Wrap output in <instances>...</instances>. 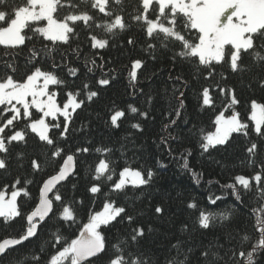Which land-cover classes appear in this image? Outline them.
Instances as JSON below:
<instances>
[{
    "label": "snow or ice",
    "instance_id": "1",
    "mask_svg": "<svg viewBox=\"0 0 264 264\" xmlns=\"http://www.w3.org/2000/svg\"><path fill=\"white\" fill-rule=\"evenodd\" d=\"M64 9L68 11H63ZM93 10L107 19L97 22ZM130 19L144 33V51L149 52L152 59H156L155 53L159 49L170 52L169 59L173 62L179 58L193 66V78L201 75L203 69H208L204 77L207 79L213 75L216 65L227 64L233 74L240 75L251 73L255 68L259 70L255 76L256 82L264 88V75L260 74L264 72V0H138V6L134 8ZM80 22L85 30L95 25L108 34H116L117 31H124L132 26L126 22L123 0H20L19 3L17 0H11V3L10 0H0V46L5 49L3 54H0V69L3 70L0 72V116L10 114L0 120V170H8L12 146L14 143L26 144V137L30 133L52 149L50 153L45 151V155L50 156L58 167L54 175L43 180L42 186L39 187V203L30 212H25L24 209L32 199L27 185L34 183L33 180L25 179L22 182L17 177L11 185H5V188H11L10 195L6 191H0V218L3 225L10 227L16 218L26 221L20 225L16 235L0 239V258L7 256L9 252L19 251L26 242L38 238V221H45L49 213L57 215V219L67 223L69 228L78 222L75 209L71 204L65 203L59 191L54 192L58 184L75 175L76 155H64V148L50 133L53 129H62L59 131V139L66 140L73 113L81 109L86 102L93 101L99 90H91L90 84L84 82L82 88L76 92L68 91L67 98L61 105L57 102L58 92L50 90V86L68 87V82L57 74V69L62 64L56 62L54 53L59 51L58 45H70L72 38L78 35L76 28ZM44 41L51 43L45 44ZM89 41L92 49H104L109 43L108 39L97 38L91 33ZM37 42L39 47L36 46ZM127 43L135 46L136 41L129 38ZM24 49L27 51L24 52ZM71 50L79 53V45ZM22 52L25 56L23 72L17 62ZM246 56L251 63H244ZM64 60L65 54L61 52V62ZM45 61H50L48 70L43 68ZM88 64L96 65V61L86 59L85 66ZM143 65L141 58L132 60L129 72L131 86H135L138 79L137 70ZM63 66L67 67L69 75L77 76L78 68L68 67L66 64ZM98 67L103 69L104 65ZM87 71L91 73L93 68L87 67ZM17 74L19 79L16 78ZM221 75L224 78L223 74ZM107 76V73H103L96 83L101 87L110 85V79L104 78ZM175 81L184 85L188 83L181 76H176ZM175 91H179V88L174 84ZM220 92L229 96L225 107L233 110L230 115H225L224 111L215 115L214 131L200 130L199 147L203 153L218 145H226L233 134H241L250 140L251 134L254 133L259 140H264V103L251 100L247 117L253 125L250 130L249 123L235 110L240 101L233 89L220 88ZM201 95L202 106H210L212 98L207 87L203 88ZM183 96L181 91L180 96L176 97L179 107L174 111L177 117L182 114L180 109L184 106L181 98ZM127 107L131 114L144 118L148 116V112L140 111L131 104ZM36 113L39 114L38 118ZM59 117H63V121L56 123ZM125 117V110L115 105L109 109L108 122L111 127L119 128L122 118ZM18 123L23 126L17 128ZM176 123V120H172L163 126L167 135L161 136V143L166 147L167 141L172 139L167 130ZM131 128L140 130L141 125L132 123ZM259 150L258 141L251 140L246 147L247 163L250 168L255 166L251 176L237 174L231 177V183L221 185V188L229 189V195L240 204H243L244 196L255 188V196L259 199L258 208L253 209L254 228L260 235L253 241L247 232L236 229V236L229 232L228 242L231 244L235 240L236 244L223 255V245H219L218 241L203 246L200 252L202 264H254L256 254L264 252V162L257 164L254 159ZM89 151L87 147L76 148V153ZM96 152L111 153L112 149L97 148ZM15 155L19 160L25 153L16 152ZM187 155H191V150H188ZM187 155L182 157L184 162L180 166L192 172ZM112 164L114 161L101 158L94 168L92 180L95 182L87 189L96 196L102 193L103 185H109V191L103 193L105 199L102 209L89 210L87 222L82 223L75 238L69 239L62 232L52 233L48 248L54 251L50 252L43 244L40 245L39 253L29 249L28 264H156L152 257L141 250V242L145 237L142 226L132 228L126 236L118 238L115 242H111L104 231L118 218H126L130 225L136 219L127 213L125 206L117 205L110 194L124 193L129 185L134 189L148 185L154 173L150 168L136 169L126 165L119 170L118 179L114 181L116 169ZM31 168L35 172L42 171L37 158L31 160ZM200 177L202 173L192 172L196 183H199ZM18 185L20 187H17ZM50 193H53L52 198ZM20 197L27 199H21L18 203ZM222 199V196L213 198L209 195V203L212 205ZM54 201L60 202L62 207L58 214L55 213ZM72 203L82 204L83 201L73 200ZM187 207L198 210L196 224L200 229L207 230L218 220L222 222L221 227L231 223L236 205L229 206L219 213L198 209L197 203L194 202H189ZM163 211L159 205L154 209L156 214H162ZM188 230L187 224L181 226V232ZM148 231H151V228ZM245 245L250 250H246ZM172 250H175V255L166 257L165 264H190V253L193 249L185 248L184 241L177 239L171 245L170 252Z\"/></svg>",
    "mask_w": 264,
    "mask_h": 264
},
{
    "label": "trees",
    "instance_id": "2",
    "mask_svg": "<svg viewBox=\"0 0 264 264\" xmlns=\"http://www.w3.org/2000/svg\"><path fill=\"white\" fill-rule=\"evenodd\" d=\"M17 2L19 3L20 0ZM137 6L138 0H123L126 22L132 25L129 29L117 31L116 34H108L102 28H96L95 25L85 30L80 22L76 28L78 35L72 38L70 45H58L59 51L55 52L54 56L56 62L61 63L62 66L57 69V74L68 82V87L50 86V90L58 92L57 102L63 103L67 98L66 93L76 92L82 88L84 82L90 84L91 90H99L98 96L93 101L86 102L81 109L73 113L66 140L59 139V131L62 129H53L50 133L64 148V155L71 153L76 155L75 175L57 185L54 192L59 191L62 194L65 203L71 204L79 219L77 224L69 228L67 223L57 219V215L49 213L45 221H38V238L26 242L19 251L9 252L7 256L0 258V264H28L30 255L28 250L39 253L41 244L48 248L52 240L51 234L54 232H62L69 239L79 234V227L83 222H87L89 210H101L105 199L103 193L109 191V185H103L102 193L96 196L87 190L95 182L92 176L95 165L101 158L110 162L114 161L112 164L116 169V174L113 175L114 181L118 179L119 170L126 165L136 169L150 168L153 171L154 176L148 185L135 189L129 185L124 193L110 194L117 205L125 206L127 213L135 216L136 219L130 225L126 218H118L104 231L109 240L115 242L118 238L126 236L132 228L142 226L145 230V237L141 242V250L147 256L152 257L156 264H165L166 257L175 255V250L170 252V248L177 239L185 242V248L193 249L190 253V264H202L200 252L203 246L218 241L219 245H223L221 250V255H223L236 244L235 240L231 244L228 242L229 232L236 236L235 230L239 229L252 236L253 241L260 235L254 228L253 209L258 208L259 199L255 196V188L253 192L244 196V202L240 204L229 195L230 190L222 189L221 185L231 183V177L237 174L251 176L255 166L250 168L247 163L246 147L251 140L258 141L260 150L254 159L259 164L264 162V140H259L254 133L251 134L250 140L241 134H233L229 143L209 149L207 153H203L199 147L200 130L203 129L205 132L213 130L215 115L220 111H224L225 115H230L233 110L225 107L229 96L222 95L220 88L233 89L240 101L235 106V110L242 114L251 130L252 122L247 119L250 113V102L256 100L258 103H264V88H261L255 79L259 70L254 68L251 73L233 74L227 64H224L216 65L213 75L207 79L204 77L208 69H203L201 75L193 78V66L179 58L173 62L169 59L170 52L159 49L155 53L156 59H152L149 52L144 51L146 39L144 33L130 19V15L134 14V8ZM63 11H68V9ZM93 14L96 15L97 22L107 19L95 10ZM90 33L96 35L97 38L108 39V46L104 49H92L89 41ZM129 38L136 41L135 46L127 43ZM43 43L50 44L51 42L44 41ZM77 45H79V53L71 50ZM36 46H40L39 42ZM4 51L3 46H0V54ZM26 51L27 49H24V52ZM61 52L65 54L63 62H61ZM137 58L143 59L144 65L137 70L138 79L133 87L130 85L129 72L132 60ZM5 59L8 58L5 57ZM86 59L96 61V65L88 64L87 66L93 68L91 73L85 66ZM24 61L25 56L22 52L17 58L21 72L24 71ZM244 63H251L247 56ZM64 64L78 68L77 76L69 75ZM101 64L104 65L103 69L98 67ZM43 68L50 69V61H45ZM2 71L0 69V72ZM103 73L108 74L104 78L110 79V85L101 87L96 81L102 78ZM260 74L264 75V72ZM176 76H181L184 81L188 82L187 85L176 82ZM16 78H20L19 74ZM174 84L179 91L174 92ZM205 87L209 89L212 98L210 106H202L201 93ZM181 91L184 93L181 97L184 106L180 109L182 114L177 117L174 109L179 107L176 97L180 96ZM129 104L140 111L148 112L147 118L131 114L127 107ZM114 105L126 112V117L122 118L119 128L111 127L108 122L109 109ZM33 112L35 113V110ZM35 115L38 118L39 114ZM6 116H0V120H4ZM172 120H176L177 123L172 124L167 130L171 133L172 139L167 141L168 147H166L161 143V136L167 135L163 131V126ZM62 121L63 117H59L56 123ZM132 123H140V130L131 128ZM22 126L20 123L17 124V128ZM26 139V144L14 143L12 146L9 153L8 170H0V191H11V188H5V185H11L17 177L22 182L25 179L33 180L34 183L27 185L32 199L24 209L25 212H30L38 202L39 187L43 180L55 174L58 167L50 156L45 155V151L50 153L52 150L49 146L43 145L38 137L31 133ZM78 147H87L90 151L76 153ZM103 147L112 149V152H96L97 148ZM188 150H191V155H187ZM16 152H24L25 155L18 160ZM184 155H187L192 172L202 173L199 183L193 180L192 172L180 166L184 162L182 158ZM33 158L38 159L42 171H33L31 168ZM210 194L213 198L222 196L223 199L212 205L209 203ZM49 196L52 198L53 193ZM21 199L27 198H18V203ZM73 200H82L83 203H72ZM189 202L197 203L198 209H205L212 213H219L234 204L236 208L231 223L226 227H221L222 222L218 220L209 229L203 230L196 224L198 210L189 209L187 207ZM157 205L164 209L162 214L154 212ZM54 209L56 214L61 212L60 202L54 201ZM22 223L26 221L16 218L14 222H11L10 227H5L0 218V239L8 235H16ZM185 224L188 225L189 230L181 232V226ZM149 228L151 231H148ZM236 239L238 240L239 237L237 236ZM245 249L250 250L247 245ZM48 250L54 251L51 248ZM45 258H47L46 254ZM254 264H264V252L256 254Z\"/></svg>",
    "mask_w": 264,
    "mask_h": 264
},
{
    "label": "water",
    "instance_id": "3",
    "mask_svg": "<svg viewBox=\"0 0 264 264\" xmlns=\"http://www.w3.org/2000/svg\"><path fill=\"white\" fill-rule=\"evenodd\" d=\"M53 175H54V174H53ZM47 178H48V177H47ZM47 178H46V179H47ZM62 182H63V181H62ZM62 182H61V183H62ZM42 183H43V182H42ZM58 185H59V184H58ZM41 186H42V184H41ZM50 194H51V193H50ZM50 194H49V195H50ZM38 203H39V200H38L36 206L38 205ZM36 206H35V207H36ZM34 209H35V208H34ZM34 209H33V210H34ZM37 219H38V218H37Z\"/></svg>",
    "mask_w": 264,
    "mask_h": 264
},
{
    "label": "rangeland",
    "instance_id": "4",
    "mask_svg": "<svg viewBox=\"0 0 264 264\" xmlns=\"http://www.w3.org/2000/svg\"><path fill=\"white\" fill-rule=\"evenodd\" d=\"M63 103H61V105H62ZM211 131H214V128H213V130H211ZM3 191H5V190H3ZM7 192V191H6ZM9 195H10V191L9 192H7Z\"/></svg>",
    "mask_w": 264,
    "mask_h": 264
}]
</instances>
